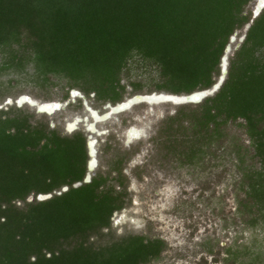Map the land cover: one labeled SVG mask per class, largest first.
Instances as JSON below:
<instances>
[{
	"label": "trees",
	"instance_id": "obj_1",
	"mask_svg": "<svg viewBox=\"0 0 264 264\" xmlns=\"http://www.w3.org/2000/svg\"><path fill=\"white\" fill-rule=\"evenodd\" d=\"M251 1L0 0V52L11 57L6 69L32 65L37 78L63 76L70 89L113 105L123 101L121 82L134 56L157 67V91L190 94L217 82L231 37L250 23ZM238 119L264 165V9L230 58L219 91L193 108L181 106L153 142L171 152L187 146L178 153L192 163ZM122 163L84 183L82 132L65 136L28 109L0 110V264H150L161 258L168 248L161 238L132 234L93 242L128 204ZM254 173L249 194L261 210L264 176Z\"/></svg>",
	"mask_w": 264,
	"mask_h": 264
},
{
	"label": "rangeland",
	"instance_id": "obj_2",
	"mask_svg": "<svg viewBox=\"0 0 264 264\" xmlns=\"http://www.w3.org/2000/svg\"><path fill=\"white\" fill-rule=\"evenodd\" d=\"M255 8L253 0L246 9L251 14L250 22ZM246 33L245 26L230 40L229 63ZM10 60L8 53L0 52V110L28 109L36 120L48 122L51 129L65 136L82 132L88 145L93 143L88 146V163L95 159L89 171L92 177L109 174L123 160L128 204L114 213L111 228L103 231L101 239L91 241L104 244L132 234L165 239L167 250L150 264H264V209L260 210L249 194L250 182L257 179L254 172L264 176V165L241 126L243 119L225 125L224 135L204 146L192 163L182 162L178 152L187 146H177L178 150L171 152L173 148L158 147L153 139L162 123L176 115L181 106L193 108L198 104L141 103L95 119L93 110L105 115L113 103L75 87L73 101L61 110L40 113L28 103L19 105V97L64 102L67 93H74L69 80L60 75H53L49 82L37 78L32 65L4 68ZM158 77L156 66L134 56L123 74V100L135 94L163 92L156 90ZM9 99L11 105H7ZM74 120L77 124L70 130L69 123ZM133 126L142 130V137L129 141L127 131ZM110 183L119 189L118 181ZM35 198L32 194L27 201ZM17 205L24 203L19 201Z\"/></svg>",
	"mask_w": 264,
	"mask_h": 264
},
{
	"label": "water",
	"instance_id": "obj_3",
	"mask_svg": "<svg viewBox=\"0 0 264 264\" xmlns=\"http://www.w3.org/2000/svg\"><path fill=\"white\" fill-rule=\"evenodd\" d=\"M256 1H259V0H256ZM259 7L260 8H258V4H256V8L254 10V19L256 17H258L259 14L264 9V5L263 6H259ZM252 22H250V23H248L246 25V31H248V29L250 28ZM233 39H234V36H232L230 40L233 41ZM230 50H231V45L229 43L227 45V47L225 49V52H224V55L222 56V59H221V63H220L221 73H220V76L217 79V82L211 88L204 89V90L194 91V92H192L190 94H181L182 97H184V100L176 103L177 105H183V104H199V103L203 102L205 99H207L208 97H211V96L215 95V93H217L219 91V89L223 85V83H224V81H225V79H226V77L228 75V67H229V57H228V53L230 52ZM155 93L158 94V92L150 93L152 95L136 94V95H134V96H132L130 98H127V101L126 102L122 101L120 103H117L116 105H114V107H112V105H109V109H111V111L113 109L115 111H117V109L119 107H121L122 105H124L125 109H119L117 111V113H119V112H121L123 110H127L128 108H130V107H132V106H134L136 104L149 103L150 100L148 99V97H152ZM160 94H162V93H160ZM170 94H172V93H170ZM172 95L173 96H178L177 94H172ZM158 96H159V94H158ZM20 98L17 101V103L19 105H20ZM168 102L174 104V102L172 100H168ZM23 103L30 104L31 106L35 107L36 110L38 112H40V113H48L47 110H44V109L41 108L45 104L43 102L40 103L39 101H36V100H33L32 99V102H28L27 100H25V101H23ZM69 103H70V99L67 100V101H65V102H61L60 105L61 106H66ZM11 104H12V99H9L7 101V105H11ZM88 146L90 148V144ZM93 166H92L91 160H90V162L88 164V172H87L86 177L84 179V183H88V182L91 181L92 176L90 175L89 171L92 170V167ZM81 185H82V182H78L74 186L75 187H78V186H81ZM68 189H69V187L66 186V187H64L63 191H67ZM54 194H61V192L60 193L54 192L53 194L52 193L51 194H40V195H38L37 199L39 201H44V200H47V199L52 198Z\"/></svg>",
	"mask_w": 264,
	"mask_h": 264
},
{
	"label": "bare ground",
	"instance_id": "obj_4",
	"mask_svg": "<svg viewBox=\"0 0 264 264\" xmlns=\"http://www.w3.org/2000/svg\"><path fill=\"white\" fill-rule=\"evenodd\" d=\"M256 4H258V8H260L259 6L264 5V0L256 1ZM160 93H162V94H160ZM158 94H159V96H158ZM158 94L155 93L152 97H148L150 102L146 103V104L152 105V104H156V103H165V102H168V100H172L174 102V104H176V103L184 100V97H182V95L173 96L172 94H170L168 92H164V91L158 92ZM144 95H152V94H144ZM73 97H75V91L73 93ZM128 98H130V97H128ZM32 99L33 98H31L29 95H22V97L20 98V104H22L23 101H25V100H27L28 102H32ZM126 101H127V99L124 100V102H126ZM40 103H42V102H40ZM43 103H45V104L41 108L44 110H47L49 114H52L56 111H59L64 107V106L60 105L61 102H59V101H46ZM112 107H114V105H112ZM130 108H128L127 110H129ZM119 109H125L124 105L119 107L117 109V111ZM127 110H123L121 112H125ZM117 111H115L114 109L112 111H111V109H108V112H106L105 115H100V114H98L97 111H94V110L92 111V113H93L95 119H103V118H106L111 112L117 113ZM76 124H77V121L74 120V121L69 123L68 127L70 128V130H73L75 128ZM91 127H93V125H91ZM127 137L129 139V141L139 139L140 137H142V130L136 126H133V127L128 129ZM92 146H93V143H90V147H92ZM94 163H95V159L93 158V159H91L92 166L94 165ZM93 167H92V169H93Z\"/></svg>",
	"mask_w": 264,
	"mask_h": 264
},
{
	"label": "flooded vegetation",
	"instance_id": "obj_5",
	"mask_svg": "<svg viewBox=\"0 0 264 264\" xmlns=\"http://www.w3.org/2000/svg\"><path fill=\"white\" fill-rule=\"evenodd\" d=\"M72 91H74V89H72ZM136 95V94H135ZM134 96V95H133ZM132 97V96H131ZM70 99V102L71 101H73V95L71 94L69 97H68V99H66V100H64V102L65 101H67V100H69ZM127 99V98H126ZM124 101V100H123ZM116 105V104H115ZM87 145H88V143H87ZM90 162V161H89ZM89 164V163H88ZM123 210V209H122ZM161 239H163V238H161ZM165 240V239H164Z\"/></svg>",
	"mask_w": 264,
	"mask_h": 264
}]
</instances>
